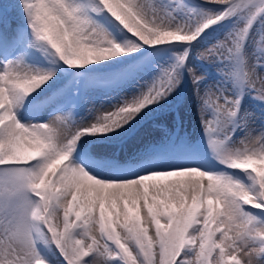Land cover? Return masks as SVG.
<instances>
[{
	"label": "snow or ice",
	"instance_id": "1",
	"mask_svg": "<svg viewBox=\"0 0 264 264\" xmlns=\"http://www.w3.org/2000/svg\"><path fill=\"white\" fill-rule=\"evenodd\" d=\"M0 264H264V0H0Z\"/></svg>",
	"mask_w": 264,
	"mask_h": 264
},
{
	"label": "rangeland",
	"instance_id": "2",
	"mask_svg": "<svg viewBox=\"0 0 264 264\" xmlns=\"http://www.w3.org/2000/svg\"><path fill=\"white\" fill-rule=\"evenodd\" d=\"M189 131H195V117L193 116V120H192V126L188 129Z\"/></svg>",
	"mask_w": 264,
	"mask_h": 264
}]
</instances>
